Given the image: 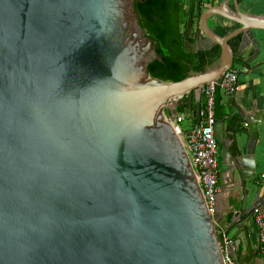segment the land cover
Instances as JSON below:
<instances>
[{
  "label": "water",
  "instance_id": "1",
  "mask_svg": "<svg viewBox=\"0 0 264 264\" xmlns=\"http://www.w3.org/2000/svg\"><path fill=\"white\" fill-rule=\"evenodd\" d=\"M188 14L185 47L219 44L221 54L168 81L150 75L162 57L136 0H0V264H225V235L241 264L237 235L251 246L248 223L264 200L244 169L258 122L242 114L250 157L232 156L243 135L227 136L221 82L250 43L259 51L264 14L239 0L193 1ZM214 16L238 26L221 36ZM214 80L216 136L223 158L233 157L228 191L242 188L230 219L210 212L174 126L186 96L200 121L203 87ZM250 192L257 200L248 205Z\"/></svg>",
  "mask_w": 264,
  "mask_h": 264
},
{
  "label": "crops",
  "instance_id": "2",
  "mask_svg": "<svg viewBox=\"0 0 264 264\" xmlns=\"http://www.w3.org/2000/svg\"><path fill=\"white\" fill-rule=\"evenodd\" d=\"M193 1L198 3L199 0H188L189 6ZM223 0H211L207 1L205 6H210ZM241 8L253 14H264V0H239ZM231 7H234V3L231 2ZM233 24L219 16H214L210 20V25L215 29L218 24ZM255 39L260 42L259 51L253 43H250L248 49L242 57L235 59L234 68L239 71V82L236 90L231 96H227L225 93L224 112L231 114V118L228 120V137H233L231 132L236 135H243L242 141L239 143L241 150L238 149V145L233 142L229 147L232 156L237 158H248V142L250 138L249 123L246 117L251 116V119L257 121L258 140L256 141L254 158L250 157L249 160L251 166L246 165L244 169L249 170V173L254 174V177L248 181L254 183L261 188L260 196L264 194V30H255ZM220 147V190L216 198V208L222 209L227 218L232 216V202H236L235 210H238L242 200V188L235 190L232 195L240 197L239 200L232 199L231 193L228 188L233 186L230 184L229 175V163L232 162L233 157H227L224 159L222 156V145ZM230 190V189H229ZM257 200L256 193L250 192L247 199L248 205ZM255 214L248 223L250 245L244 236V232L237 235V238H242V243L237 250L241 264H264V255L261 252V229L257 223L256 216L258 214L264 215V200L260 201L255 208ZM252 257L250 259V256ZM234 258V257H233Z\"/></svg>",
  "mask_w": 264,
  "mask_h": 264
},
{
  "label": "trees",
  "instance_id": "3",
  "mask_svg": "<svg viewBox=\"0 0 264 264\" xmlns=\"http://www.w3.org/2000/svg\"><path fill=\"white\" fill-rule=\"evenodd\" d=\"M201 1L206 5L205 3L211 0H199L198 3ZM188 8V0H136L140 24L156 43L158 53L162 57L161 60L156 59L150 63L151 76L168 81L181 80L192 72L205 71L220 57L219 44L196 52L185 47ZM237 26V24L221 23L216 25L215 31L224 36ZM191 41H195L194 35ZM241 42L242 35L230 40L234 51L239 50ZM184 110L195 112V109L190 107L188 96L183 98L178 106L179 112Z\"/></svg>",
  "mask_w": 264,
  "mask_h": 264
},
{
  "label": "built area",
  "instance_id": "4",
  "mask_svg": "<svg viewBox=\"0 0 264 264\" xmlns=\"http://www.w3.org/2000/svg\"><path fill=\"white\" fill-rule=\"evenodd\" d=\"M239 82V71L233 66L223 74L221 86L227 96H231ZM217 80L203 87L201 119L197 120L196 112L184 110L177 112L174 126L180 134L188 154L191 157L197 178L207 200L210 212L216 211V198L220 190V143L216 136V92ZM256 220L261 229V252L264 255V215L258 214ZM225 264H237L226 245L230 239L225 235Z\"/></svg>",
  "mask_w": 264,
  "mask_h": 264
},
{
  "label": "rangeland",
  "instance_id": "5",
  "mask_svg": "<svg viewBox=\"0 0 264 264\" xmlns=\"http://www.w3.org/2000/svg\"><path fill=\"white\" fill-rule=\"evenodd\" d=\"M220 161H221V157H219Z\"/></svg>",
  "mask_w": 264,
  "mask_h": 264
}]
</instances>
